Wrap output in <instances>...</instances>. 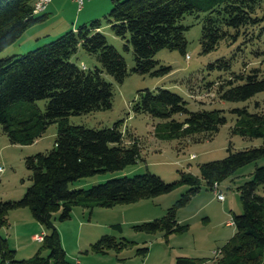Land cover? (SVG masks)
Instances as JSON below:
<instances>
[{
  "label": "trees",
  "instance_id": "16d2710c",
  "mask_svg": "<svg viewBox=\"0 0 264 264\" xmlns=\"http://www.w3.org/2000/svg\"><path fill=\"white\" fill-rule=\"evenodd\" d=\"M264 0H112L105 20L114 35L122 38L124 47L133 51L138 73L165 74L171 67L159 65L154 58L161 48L185 52V15L201 18V52L216 49L222 40L233 45L246 42L250 29L263 17L256 15ZM34 0H0V51L14 42L46 13L33 12ZM101 21L93 19L68 29L58 37L23 54L0 58V124L13 143L33 142L40 130L57 121L58 130L51 149L25 156L31 183L18 199L0 201V226L7 223L9 210L28 207L47 232L39 252L32 259L17 258L7 237L0 235V264H77L66 256L55 222L70 218L74 205L112 207L168 193L185 185L176 201L157 218L135 224L138 230L164 231L167 236L187 227L178 221L176 211L199 191L200 181L214 189L238 166L264 156V110L249 112L243 107L231 109L237 116L234 127L247 138H261L259 145L241 149L227 148L221 159L199 164V176L183 170L173 181L146 171L131 176L109 178L87 188L70 187L74 181L106 170L121 169L139 158L136 141L127 142L120 121L112 126L88 127L72 124L70 114L88 113L109 108L112 104L111 83L103 73L122 82L129 74L123 55L110 44L101 31ZM82 48L95 54L100 63L93 69L79 67L71 56ZM159 65V67H157ZM230 59L220 57L210 66L229 67ZM221 83L218 96L225 101L247 100L264 89V75L252 67L247 73H232ZM46 99L44 110L33 109L32 103ZM27 102L31 103L28 104ZM26 105H30L27 106ZM134 112L160 117L165 135L187 137L195 141L211 139L226 122L223 109L188 110L181 95L170 89L140 90L133 105ZM184 114V118H175ZM264 184V165H257L250 179L238 185L242 211L233 214L235 230L222 245L211 264H264V196L257 193ZM121 229V224H113ZM130 243L125 238L103 234L91 248L94 251H120ZM148 247L137 248L145 254ZM207 258L178 256L175 264H205Z\"/></svg>",
  "mask_w": 264,
  "mask_h": 264
},
{
  "label": "rangeland",
  "instance_id": "374dc122",
  "mask_svg": "<svg viewBox=\"0 0 264 264\" xmlns=\"http://www.w3.org/2000/svg\"><path fill=\"white\" fill-rule=\"evenodd\" d=\"M84 1L78 11L74 0H51L42 11L48 14V18L26 28L21 36L0 51V58L20 55L68 30L58 31L65 21L69 23L79 18V26L99 19L102 24L101 31L108 42L125 58L129 74L122 82L116 81L110 74L103 73L104 78L111 83L113 91L111 106L88 113L70 114L68 121L88 127H102L112 126L119 120L125 141H136L139 158L135 163L121 169L82 177L70 184V187L87 188L109 178L131 176L146 171L155 173L166 181L177 179L181 170L199 176V164L225 157L228 146L241 149L261 143V138L250 139L234 130L237 116L231 109L245 106L249 112L264 110V89L247 100L225 101L219 98L218 88L221 83L233 77L232 73H247L252 67L259 68L264 75V1L256 10V15L263 19L250 29L251 34L246 42L240 39L233 45H227L222 40L216 49L206 53L201 52L200 44L203 13H200V16L195 13L185 15L182 19V23L188 25L184 32L185 52L161 48L154 55V58L159 60V65L171 67L163 75L141 74L132 70V48L124 47L125 41L113 34L105 20L112 0ZM47 7L54 9L48 13ZM220 57L230 59L229 67L210 66V63H215ZM71 60L85 69L100 66L97 56L82 48L77 49ZM158 87L181 95L188 110L223 109L226 122L220 125L211 139L195 141L192 138L165 135L162 127H157L162 121L160 117L133 110L140 90H156ZM45 102L44 98L36 100L32 103L33 109L43 111ZM184 116L174 115L178 119ZM57 130L58 122L55 121L41 129L33 142L13 143L0 124V201L18 199L23 195L31 183L25 156L51 149ZM257 165H264V156L238 166L226 178L220 180L217 190L223 193L222 200L217 198L214 189L208 188L201 180L199 191L176 211L178 221L187 224V227L167 236L164 231L147 232L136 229L134 225L162 216L185 190V185H180L168 193L132 203L115 204L112 207L93 205L92 208H87L84 214L81 209L86 206L74 205L70 218L55 222L66 256L74 262L78 257L83 260V264H175L178 256L207 258L205 264H211L216 251L218 252L233 235V214L242 211L237 187L251 178ZM257 193L264 196V184L258 187ZM75 207H78L80 212L76 211ZM116 223L121 224V229L114 227L113 224ZM42 231L46 233L47 229L34 218L28 207L9 210L7 223L0 226V235L7 237L10 247L16 250L17 258L32 259L38 252L42 256L47 254L42 241L31 239L32 233ZM103 234L125 238L130 243L120 251L92 250L93 242ZM143 246L148 247L147 252L144 255L137 253V248Z\"/></svg>",
  "mask_w": 264,
  "mask_h": 264
},
{
  "label": "built area",
  "instance_id": "2783aa9c",
  "mask_svg": "<svg viewBox=\"0 0 264 264\" xmlns=\"http://www.w3.org/2000/svg\"><path fill=\"white\" fill-rule=\"evenodd\" d=\"M51 0H34L33 2V12L34 13H40L42 11L45 10L46 6L48 5V3ZM77 1V5H78V9H80L83 5V0H75ZM193 156V155H192ZM214 193L217 196L218 199L222 200L223 199V193L220 192L219 190H217V184L214 185ZM233 223V221H231ZM230 222V223H231ZM45 233L44 232H40V233H36L33 235V239L37 240V241H42L44 238ZM216 253H219L216 251Z\"/></svg>",
  "mask_w": 264,
  "mask_h": 264
},
{
  "label": "crops",
  "instance_id": "0c3cea01",
  "mask_svg": "<svg viewBox=\"0 0 264 264\" xmlns=\"http://www.w3.org/2000/svg\"><path fill=\"white\" fill-rule=\"evenodd\" d=\"M75 1V0H74ZM51 2V1H50ZM76 3H77V1H75ZM85 3V1L83 0V4ZM83 6V5H82ZM48 8V7H47ZM82 8V7H81ZM80 8V9H81ZM49 9V8H48ZM51 9H54V8H50L49 9V12L48 13H51L50 12V10ZM80 9H78V5H77V10L79 11ZM60 12V11H59ZM48 18V14H47V16H46V18L45 19H47ZM76 19V18H75ZM68 21H65L64 23H63V25H61L60 26V28H58L59 30L58 31H60V30H62V29H74V30H76L77 29V27H78V23H79V18H77L76 20H71V22H69V23H67ZM218 185H219V183H218ZM87 208L88 207H82V209H81V213L82 214H84L85 212H86V210H87ZM75 210L77 211H79L80 212V210H79V208L78 207H75ZM93 210V209H92ZM35 231H37V230H35ZM42 232H44V231H42ZM35 233H38V232H35ZM33 235H34V233H32L31 234V239L33 240ZM75 263H77V264H83V260H80L78 257H76L75 258Z\"/></svg>",
  "mask_w": 264,
  "mask_h": 264
}]
</instances>
